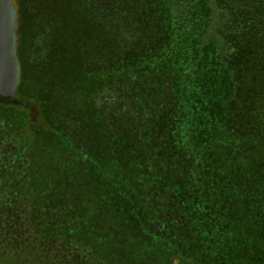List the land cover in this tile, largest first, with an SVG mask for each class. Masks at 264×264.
Masks as SVG:
<instances>
[{"label": "trees", "instance_id": "trees-1", "mask_svg": "<svg viewBox=\"0 0 264 264\" xmlns=\"http://www.w3.org/2000/svg\"><path fill=\"white\" fill-rule=\"evenodd\" d=\"M194 1L135 65L102 58L96 0H25L45 116L0 109V264H264V0Z\"/></svg>", "mask_w": 264, "mask_h": 264}, {"label": "flooded vegetation", "instance_id": "flooded-vegetation-1", "mask_svg": "<svg viewBox=\"0 0 264 264\" xmlns=\"http://www.w3.org/2000/svg\"><path fill=\"white\" fill-rule=\"evenodd\" d=\"M177 0H96L94 9V21L98 28L96 39H100L101 43L106 44V52L103 59L111 58L115 48L120 47L119 55H121L124 63L140 65L148 63L149 60L160 61L166 45L171 41L169 35L172 29L177 26L176 2ZM167 8V10H166ZM172 15V16H171ZM105 16L104 18H102ZM165 24L164 28L162 27ZM19 12L17 24V53L21 66V79L13 96L0 95V105L11 107V110L18 112L23 110L27 119L30 120V126L37 123L33 117V108L25 106L22 103V97L19 95L24 92V61L22 60V46L20 45ZM157 25H160L157 27ZM165 30L166 34L163 35ZM101 33V34H100ZM172 43V42H171ZM101 47L104 45L98 44ZM170 48V46H167ZM25 55L27 62L33 60L34 48L27 47ZM94 51L97 53L99 47L94 45ZM110 51V52H109ZM95 58V55L92 57ZM113 58V57H112ZM151 60V61H152ZM132 80L137 79V73L132 74ZM28 87V94L33 93V87ZM33 95V94H32ZM25 106L24 107H21ZM21 107V108H20ZM12 111V112H13ZM18 114V113H16ZM13 119L9 123H13ZM26 125L24 129H27ZM32 128V127H29ZM34 128L30 129L32 133ZM27 133V132H26ZM11 150V148H9ZM9 155H14V151H10Z\"/></svg>", "mask_w": 264, "mask_h": 264}, {"label": "water", "instance_id": "water-1", "mask_svg": "<svg viewBox=\"0 0 264 264\" xmlns=\"http://www.w3.org/2000/svg\"><path fill=\"white\" fill-rule=\"evenodd\" d=\"M18 10L14 0H0V95L13 96L21 79L17 53ZM161 223L157 222V226Z\"/></svg>", "mask_w": 264, "mask_h": 264}, {"label": "rangeland", "instance_id": "rangeland-1", "mask_svg": "<svg viewBox=\"0 0 264 264\" xmlns=\"http://www.w3.org/2000/svg\"><path fill=\"white\" fill-rule=\"evenodd\" d=\"M15 4H16V7H17V10L19 12V25H18V30L20 32V34L22 35L23 33V30H24V26H22V6L24 5V2L25 0H14ZM176 13H177V18H178V21H177V26L175 28L172 29V32L171 34L169 35L171 41L172 40H175L176 36H177V33L180 32L181 30H185L184 27H189L191 26L190 24H193L194 20H195V14L193 12V4L195 3L194 0H177L176 1ZM206 3H204L205 5ZM222 7V6H220ZM167 10V8H166ZM202 11L204 13V17L206 18L207 15H208V9L206 7H203L202 8ZM226 13V12H225ZM225 13H222V18L223 21H222V29H225L227 28V26L229 25L230 26V20H228V17H227V14ZM172 16V15H171ZM226 17V18H225ZM201 22L199 24V27H201ZM219 27V28H221ZM221 29V30H222ZM220 30V31H221ZM170 41V42H171ZM24 92L22 94H20L19 96L22 97V103L25 105V106H28V107H32L33 108V117L35 119V121L37 123L35 124H38V125H41L44 123V101L35 97V95H29L28 94V87L25 86V88H23ZM25 106H22L21 107H24ZM20 107V108H21ZM0 109L1 110H6V111H13L11 110V107H6V106H2L0 105ZM14 112V111H13ZM15 113H20L21 114V117L22 119L25 121V126L26 125H29L27 126L26 128L29 129V130H26L27 133L26 135H28V133L30 132V129L33 128V126H30V120L31 119H27V115L26 113L22 110H18V112H15ZM11 120V119H9ZM0 123L3 124V125H10L9 121L4 119L3 118H0ZM29 127H32V128H29ZM30 135V134H29ZM162 225V224H161ZM160 225V226H161Z\"/></svg>", "mask_w": 264, "mask_h": 264}]
</instances>
